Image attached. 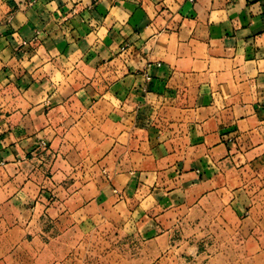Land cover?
<instances>
[{"label": "crops", "instance_id": "0c3cea01", "mask_svg": "<svg viewBox=\"0 0 264 264\" xmlns=\"http://www.w3.org/2000/svg\"><path fill=\"white\" fill-rule=\"evenodd\" d=\"M113 228L264 264V0H0V264Z\"/></svg>", "mask_w": 264, "mask_h": 264}, {"label": "rangeland", "instance_id": "374dc122", "mask_svg": "<svg viewBox=\"0 0 264 264\" xmlns=\"http://www.w3.org/2000/svg\"><path fill=\"white\" fill-rule=\"evenodd\" d=\"M178 235L177 245L165 249L164 255L159 256L160 248L133 234L125 235L115 228L101 229L96 237L69 251L68 264H219L208 260L209 253L203 247L187 245L186 229H181Z\"/></svg>", "mask_w": 264, "mask_h": 264}]
</instances>
